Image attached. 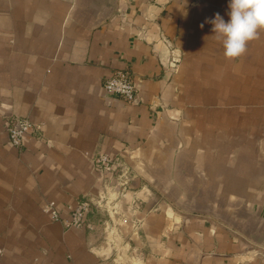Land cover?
<instances>
[{
    "label": "crops",
    "instance_id": "0c3cea01",
    "mask_svg": "<svg viewBox=\"0 0 264 264\" xmlns=\"http://www.w3.org/2000/svg\"><path fill=\"white\" fill-rule=\"evenodd\" d=\"M228 5L0 0V264H115L96 210L82 227L62 220L77 200L99 192L97 153L118 154L142 171L149 169L147 155L181 132L222 149L253 146L254 139L228 145L215 138L226 127L259 135L264 123V30L245 54L226 58L206 20L219 13L228 22ZM115 69L130 73L135 101L103 88ZM21 117L41 128L14 146L7 126ZM132 182L136 190L121 200L127 220L118 231L134 238L126 246L140 250L137 264H264V192L222 210V224L209 217L211 204L207 216L183 221L174 208L166 214L165 199L149 192L142 177ZM241 184L246 189L249 177ZM176 199L186 200L179 193ZM45 201L55 202L62 219L42 211ZM132 218L140 221L135 229Z\"/></svg>",
    "mask_w": 264,
    "mask_h": 264
},
{
    "label": "rangeland",
    "instance_id": "374dc122",
    "mask_svg": "<svg viewBox=\"0 0 264 264\" xmlns=\"http://www.w3.org/2000/svg\"><path fill=\"white\" fill-rule=\"evenodd\" d=\"M181 134L182 132L162 142L156 148L158 153L147 155L149 169L142 171L118 154L100 152L94 155L95 158L99 154H106L111 161L108 168H102L94 163L93 158V168L97 179L100 180L99 192L95 195H85L77 202L88 201L91 210H96L100 216L102 239L109 250V257H112L115 264H137L139 260L140 250L134 248V245L126 246L127 241L133 242L134 238H129L131 234L125 238L118 231V225L127 220L121 200L126 199L125 195L129 191L136 190L132 182L134 175L144 179L149 192H155L159 198L165 199L164 213L167 214L174 208L173 212L177 210L183 213V221L189 214L207 216L205 214L209 212L205 210L210 211L207 205L211 204L214 207L209 217L225 224L220 216L222 210H234L238 206L236 202L247 205L255 192H258V195L264 192V123L258 132L259 135L234 127L216 129L215 138L219 143L234 145L254 139L253 146L248 148L229 146L222 149L217 145L189 141ZM132 156L135 160L139 159L137 153ZM247 177L250 185L243 190L245 184L241 183ZM218 180L227 182L220 184L222 181ZM178 193L182 199H186L185 202L177 201ZM223 199L224 204L221 202ZM157 207V204H154L151 209L160 210V207ZM115 215H119L118 219L114 218ZM130 223L135 229L140 221L132 218ZM90 227L94 228V224L90 223ZM237 232L246 237L245 231ZM117 248L120 249L116 251Z\"/></svg>",
    "mask_w": 264,
    "mask_h": 264
},
{
    "label": "built area",
    "instance_id": "2783aa9c",
    "mask_svg": "<svg viewBox=\"0 0 264 264\" xmlns=\"http://www.w3.org/2000/svg\"><path fill=\"white\" fill-rule=\"evenodd\" d=\"M177 62L173 55L169 60V66H175ZM103 88L115 95L122 97L126 101H135L137 98L136 86L132 80L130 73L124 69H115L103 81ZM41 125L31 121L29 118H15L7 126L8 140L14 146L22 145L25 133L31 131L35 134L40 132ZM111 158L106 154H99L94 158V163L102 168H108ZM43 211L49 215L51 219L60 220V212L58 211L54 201H46L42 207ZM91 210L90 204L86 200L78 201L70 207V216L62 219L64 224L68 226L82 227L87 224L86 216Z\"/></svg>",
    "mask_w": 264,
    "mask_h": 264
},
{
    "label": "clouds",
    "instance_id": "9594fccd",
    "mask_svg": "<svg viewBox=\"0 0 264 264\" xmlns=\"http://www.w3.org/2000/svg\"><path fill=\"white\" fill-rule=\"evenodd\" d=\"M228 7V22L219 13L206 22L213 25L212 32L222 44L224 56L234 59L245 54L248 43L264 30V0H229Z\"/></svg>",
    "mask_w": 264,
    "mask_h": 264
}]
</instances>
